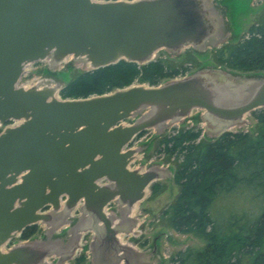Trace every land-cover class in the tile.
<instances>
[{"label":"water","instance_id":"95a60500","mask_svg":"<svg viewBox=\"0 0 264 264\" xmlns=\"http://www.w3.org/2000/svg\"><path fill=\"white\" fill-rule=\"evenodd\" d=\"M204 15L198 0H0V125L18 121L0 133V264H52L47 259L53 256H61L62 264L83 233L101 225L110 243L122 245L118 233L135 232L136 205L165 175L131 168L141 150L132 147L139 134L160 132L201 109L209 124L211 118L221 121L214 125L219 136L264 107V76L197 72L158 86L139 83L63 99L61 86H21L26 67L67 57L90 69L120 60L146 64L160 49L207 47L225 30L213 31ZM115 201L130 223L126 230L106 212ZM79 207L95 215L91 229L81 224L82 216L73 223ZM32 225L44 226V235L5 249ZM63 227L68 230L60 238Z\"/></svg>","mask_w":264,"mask_h":264},{"label":"trees","instance_id":"16d2710c","mask_svg":"<svg viewBox=\"0 0 264 264\" xmlns=\"http://www.w3.org/2000/svg\"><path fill=\"white\" fill-rule=\"evenodd\" d=\"M231 41L221 49L227 51L229 68L248 74L264 71V24L250 26L246 35ZM189 68L169 66L160 58L146 64L120 60L75 73L59 94L63 99H79L135 82L158 86L165 79L184 77ZM252 115L260 126L255 138L245 131H226L203 141V130L193 127L160 141L161 153L173 152L181 158L176 170L178 198L167 212L172 227L206 242L201 250H180L173 264H264V107ZM37 232L38 225L29 226L20 239L29 240Z\"/></svg>","mask_w":264,"mask_h":264},{"label":"rangeland","instance_id":"374dc122","mask_svg":"<svg viewBox=\"0 0 264 264\" xmlns=\"http://www.w3.org/2000/svg\"><path fill=\"white\" fill-rule=\"evenodd\" d=\"M200 8L204 11V20L211 29L216 31L219 25L224 22L225 34L223 38L218 40L211 39L210 46L199 44L198 48L189 45L179 51H170L167 49H160L155 58H160L169 66H188L189 71L185 76H191L197 72L212 76L217 72H221L225 76H233L239 78L264 76L263 72L258 73H243L235 69L229 68L225 63L227 51L221 49L226 44L232 42L233 39L239 36L246 35L250 26L258 23L264 24V0H198ZM212 3L215 7L212 10ZM213 43V44H212ZM90 69V65L82 59H73L67 57L60 63H54L51 59H46L38 63L29 64L26 71L20 80V85L30 87L35 84L44 85L50 83L61 86L66 84L75 73ZM184 76V77H185ZM182 78V77H178ZM206 81H209L206 78ZM216 81H220V76H215ZM172 79H165L163 81H171ZM134 84H139L135 82ZM134 121L133 118L126 121L130 124ZM200 127L203 131L200 139L203 141L212 140L216 138L214 125L209 124L204 119V111L201 109H194L190 114L177 122H172L166 128L158 132L156 129L146 130L141 137H136L134 140V147L140 148L137 158L132 162L131 168L149 170L156 168L165 175L157 181H154L148 188L146 197L139 202L133 212V217L137 220L136 232L122 234L124 243L133 249H139L142 243H149L145 250L151 252L152 243L157 238L156 252L147 260L150 264H173L172 258L176 256L177 252L187 248L201 250L205 248L206 242L194 233H179L172 227L168 211L175 205L180 186L176 180V170L181 158L173 152L161 153L159 151V144L162 138L172 134L173 132L186 129ZM233 132L245 131L255 138L260 130L257 120L252 114H247L244 120L234 126L229 127ZM114 210L110 207L109 211ZM43 228L39 226V232L34 235L32 239L40 238L43 235ZM87 233V232H86ZM133 233V234H132ZM58 231L57 235H63ZM125 235V236H124ZM91 232L85 234L81 242L82 250L87 251L91 257H83L82 262H76L75 257L64 264H94L93 250H91L90 240L92 238ZM22 242L20 238L13 240L5 249L11 245ZM151 260V261H150Z\"/></svg>","mask_w":264,"mask_h":264},{"label":"flooded vegetation","instance_id":"af4514ba","mask_svg":"<svg viewBox=\"0 0 264 264\" xmlns=\"http://www.w3.org/2000/svg\"><path fill=\"white\" fill-rule=\"evenodd\" d=\"M225 28L222 25H219L216 28V31H221V33L223 32ZM234 38V36H232V39ZM230 39V40H232ZM211 124L217 126L219 125V123H221L220 120L211 118ZM80 209L74 211L72 214V220L73 223H76L78 218H80L82 216V225L90 226L89 229H91V227H94V214L93 213H86L84 214V210L81 209V207H79ZM111 208H114V210H112V213H115L117 215V223L119 225V228L122 230H126L130 227V223L128 224L125 220H123L122 214H120L119 212V204L117 203V201L112 202L111 203ZM84 215V216H83ZM59 220V219H58ZM56 220V221H58ZM72 226V225H71ZM95 228H93L94 230ZM136 232L137 227L133 228ZM68 230V227H63L60 232L64 234L60 235L59 237H63L66 232ZM91 230H88L87 233L91 232V234L93 235L91 240H90V248L91 250L94 249L95 250V257H94V253H93V260H94V264H150V262L147 260L148 257L152 256L154 254V252H156L157 249V238H155V240L152 243V249L151 252H148L147 250H145V247H147L149 245V243H142L141 246L139 247V249H137V252L128 250L127 246H124L123 244L119 246V244L117 242L115 243H110V237L108 235V232L106 230L105 227L101 226H97V228L95 229V232ZM85 232V234H87ZM85 234L83 236V238H85ZM119 234H123V233H118ZM130 233H128L129 235ZM133 234V233H132ZM120 238V242L123 243V238ZM125 236V235H124ZM82 238V240H83ZM119 248V252L115 255L114 253H111L112 250H117ZM82 250L81 248V244L79 246V248L76 250L74 257L76 256V254L80 255L75 258L76 262H78V259H80V261L82 262L83 257L87 256V258L91 257V251L90 253L86 254L87 251L84 250V252H80ZM66 252V251H65ZM52 262H58V258L57 257H52L51 259ZM151 261V260H150Z\"/></svg>","mask_w":264,"mask_h":264},{"label":"crops","instance_id":"0c3cea01","mask_svg":"<svg viewBox=\"0 0 264 264\" xmlns=\"http://www.w3.org/2000/svg\"><path fill=\"white\" fill-rule=\"evenodd\" d=\"M42 228H43V231L45 232V227L42 226ZM123 234H124V233H123ZM120 235H121V234H119L118 237H120ZM42 236H43V235H42ZM42 236H41V237H42ZM119 239H120V238H119ZM123 243H124V241H123ZM54 257H57V258H58V262H57V264H58L59 261H60L61 256H53V258H54ZM73 257H74V255H73ZM73 257H72V258H73ZM72 258H71V259H72ZM51 259H52V257L48 258L47 261H48L49 263H53V264H55L56 262H55V263L52 262ZM69 261H70V260H67L66 262H69ZM66 262H65V263H66Z\"/></svg>","mask_w":264,"mask_h":264},{"label":"built area","instance_id":"2783aa9c","mask_svg":"<svg viewBox=\"0 0 264 264\" xmlns=\"http://www.w3.org/2000/svg\"><path fill=\"white\" fill-rule=\"evenodd\" d=\"M1 128V127H0Z\"/></svg>","mask_w":264,"mask_h":264}]
</instances>
